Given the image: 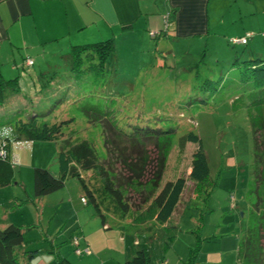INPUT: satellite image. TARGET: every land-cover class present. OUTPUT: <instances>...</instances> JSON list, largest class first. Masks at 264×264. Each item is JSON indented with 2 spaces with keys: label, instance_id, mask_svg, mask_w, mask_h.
Listing matches in <instances>:
<instances>
[{
  "label": "rangeland",
  "instance_id": "1",
  "mask_svg": "<svg viewBox=\"0 0 264 264\" xmlns=\"http://www.w3.org/2000/svg\"><path fill=\"white\" fill-rule=\"evenodd\" d=\"M210 11L209 31L168 38L173 49L163 51L164 66L149 68L154 59L151 52L132 56L135 51L128 48L137 45L132 39L122 44L123 50L107 56L104 71H84L79 81L69 78L60 56L66 48L45 50L33 58V65L18 69V79L11 86L15 89L4 88L0 140L8 142L14 182L0 185V228L7 223L20 227L19 248L31 252L33 264H116L117 259L121 263L130 259L138 249L145 251L148 264H237L236 246L243 249L247 235L255 242L256 219L260 218L256 217L255 204L260 205L262 197L256 173L263 160L260 149L264 127H259V121L264 120V100H254L260 91L246 76L244 60L264 57L263 30L255 20L250 24H218V9L210 5ZM161 20L164 25L168 22L167 18ZM247 26L253 34L246 43L227 41ZM145 44L149 41L140 45L149 49ZM55 75L56 79L45 85L46 79ZM59 78L64 81L58 83ZM129 82H133L132 88ZM84 86L86 92L96 94L89 98L93 101L103 98L110 103L109 98H115L111 112H116L117 122L126 128L134 122L143 125L147 117H166L176 122L156 187L151 186L147 193V188L144 192L126 186L122 194L128 202L126 211L117 209L102 192L95 170H79L94 189L108 227L102 226L91 202L81 201L80 195L86 196V192L74 176H66L58 189L41 196L33 194V167L57 171L60 142L67 145L88 138L107 158L116 179L124 182L131 175L119 160L123 152L127 155L131 150L128 138L116 132L102 114L79 109L80 87ZM64 96L65 102H60ZM18 110L27 114L44 111L47 120L72 115L61 125L58 140L28 139L14 127ZM188 129L196 132L207 160V174L197 191L196 181L188 176L197 143L180 138ZM152 141L149 137L138 145L147 155L141 162L142 183L155 170L157 150ZM122 144L125 147L117 146ZM177 177L182 178L183 186L168 217L164 221L151 218L135 222L133 216L145 208L164 183ZM72 235L78 237L80 247L88 246L89 252L75 253L69 240ZM261 243L264 245L263 238ZM86 255L90 258L84 260Z\"/></svg>",
  "mask_w": 264,
  "mask_h": 264
},
{
  "label": "trees",
  "instance_id": "2",
  "mask_svg": "<svg viewBox=\"0 0 264 264\" xmlns=\"http://www.w3.org/2000/svg\"><path fill=\"white\" fill-rule=\"evenodd\" d=\"M150 31H154V33H150ZM162 31L163 30L161 29L149 30L148 33L152 37H159L164 34ZM252 34L253 32L247 31L242 35H232L227 38V41L231 44H244L247 42V38L252 36ZM260 34L264 36V31ZM233 37H245V41H233ZM113 51V40L111 38H106L89 43L74 44L71 46L70 50L62 53L61 56L64 58V61L69 59V64H67L68 66L66 67V71L70 74L69 78L71 79V77H73L80 81L78 76L84 71H104L103 69L106 67L104 65V60ZM161 57L163 56L161 55ZM85 62L87 64H85ZM244 62L246 63V76L249 77L248 79L251 80L252 85L260 91V95L254 100L261 102L264 100V57H252L251 59L244 60ZM164 65L165 63L163 60L161 65L157 66ZM154 67L155 66H151V68H149L152 70ZM17 79L18 75H14L10 78L0 80V103L4 98V88L10 86V89H15L13 87L11 88V86H13V83H15ZM55 79L56 75L49 77V79H46L48 82L45 85L51 84L49 82H52ZM63 81L64 80L59 78L58 83ZM129 84L131 88L133 82H129ZM85 87L86 86L80 87L81 93L78 98L80 105L79 109L84 112L85 110H89L102 114L103 117L108 119L116 132H122L121 134L128 138L127 143L131 144V150L126 155L123 150L119 149L120 152H123V155L119 160H121L122 164L126 165V168L131 171V175L126 177L124 182L116 179L115 171L108 167L109 164L107 163V158L102 157L98 153L90 139L82 138L67 145H63L62 142H60L56 153V175H53L45 167L34 166L32 169V187L33 194L35 196H41L61 187L66 176H74L80 181L82 188L86 192V196L80 195V197H84L85 200L84 202L81 201L83 203H87L88 201L91 202L95 211L100 214L102 223H104V215L103 212L100 211L95 191L92 187L87 185L83 177L80 175L79 170H95L100 176L102 188L100 189L102 192L110 197L111 202L117 207V209L120 211H126L128 202L122 199V194L124 193L123 189L126 188V186L132 187L135 191H138V189L144 191V189L147 188V193H149L151 186L156 187L158 182L157 177L160 174L165 156L167 155L176 122L166 117L154 119H149L147 117V120L143 121V125L140 126V124L134 122V124H130L126 128L124 125L117 122L118 119L116 118V112H111L113 109L112 106L115 103V98L110 97V103L103 101V98H97L93 101L89 98L96 94L92 92V90L86 92ZM75 92L78 93L79 88H77ZM30 97L34 98L33 95ZM75 99L76 98H74V100ZM65 100L66 96H64L60 102H65ZM16 113L13 124L18 134L28 139L40 140H58V137L61 134V125L66 124L69 121V118L71 119L70 115H72H68L69 118L67 119H60V117H58V120H55L54 118V120H47L43 117L45 115L44 111H33L31 114H27L22 110H18ZM262 117H264V111ZM259 127L263 129L264 120L259 121ZM149 137L152 138L154 148L157 150V158L155 160L153 176L145 179L142 183L140 182L141 162L146 161L147 155L144 149L140 148L138 145L144 143V139ZM262 137L263 145L262 150L260 149V151L263 152V160L258 169L260 172L256 173L257 183H259V188H262V190H260L262 197L260 199V205L255 204V211H258L256 217L259 215L260 218L256 219L255 242H251L246 234L247 236L243 249L240 248V245L236 246L237 264H263L264 262V245L261 243V239H264V134H262ZM180 138L185 141H193L197 143V148L192 155L190 163L191 168L188 174L192 181H196L194 191H197L200 186V181L203 180L207 174L206 156L200 148L199 138L196 132L192 133L188 129V131L181 135ZM117 146L125 147L123 144L122 146ZM12 168V163H10L8 157V142L6 139H2L0 140V185L14 182ZM182 186L183 182L181 177H177L172 182L164 183L163 187H161L152 197L145 208L133 216V220L135 222H141L155 218L158 221H164L170 214ZM256 193H259L258 188H256ZM142 199L143 201H146L145 197ZM21 243L22 233L18 225L7 223L4 227L0 228V264H30V258L32 256L31 252L28 253L27 250L20 249L19 247ZM123 264H148L147 255L143 249H138L130 259H125Z\"/></svg>",
  "mask_w": 264,
  "mask_h": 264
},
{
  "label": "crops",
  "instance_id": "3",
  "mask_svg": "<svg viewBox=\"0 0 264 264\" xmlns=\"http://www.w3.org/2000/svg\"><path fill=\"white\" fill-rule=\"evenodd\" d=\"M210 5L219 11L218 24H250L255 20L264 31V0H0V80L33 65V58L45 50L66 48L67 52L74 44L106 38L113 40L117 51L123 50L125 41L136 39L137 45L128 48L135 51L131 55L151 52L154 59L150 68L161 65L163 51L173 49L169 37L209 31ZM164 15L167 26L161 20ZM159 29L164 33L159 37L148 33ZM251 30L242 27L238 34ZM143 41H149L145 46L150 50L143 49ZM27 58L32 62L27 63ZM65 63L66 68L69 59ZM102 226L110 225L104 221ZM116 264L123 263L117 259Z\"/></svg>",
  "mask_w": 264,
  "mask_h": 264
},
{
  "label": "built area",
  "instance_id": "4",
  "mask_svg": "<svg viewBox=\"0 0 264 264\" xmlns=\"http://www.w3.org/2000/svg\"><path fill=\"white\" fill-rule=\"evenodd\" d=\"M164 19L167 18L166 15H164L163 17ZM165 23V22H164ZM150 33H154V31H150ZM233 41H245V37H233L232 38ZM26 62L27 63H30L31 62V59L30 58H27L26 59ZM80 199L84 202V197H80ZM70 242L73 246V250L75 253H83V252H89V248L88 246H83V247H80L79 246V241H78V237L75 236V235H72L71 236V239H70Z\"/></svg>",
  "mask_w": 264,
  "mask_h": 264
}]
</instances>
